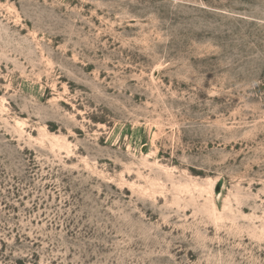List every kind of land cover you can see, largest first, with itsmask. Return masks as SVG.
I'll use <instances>...</instances> for the list:
<instances>
[{"label":"rangeland","instance_id":"1","mask_svg":"<svg viewBox=\"0 0 264 264\" xmlns=\"http://www.w3.org/2000/svg\"><path fill=\"white\" fill-rule=\"evenodd\" d=\"M0 264H264V0H0Z\"/></svg>","mask_w":264,"mask_h":264}]
</instances>
